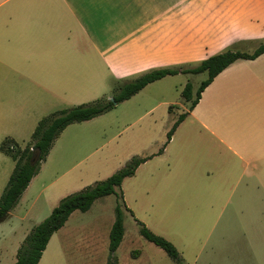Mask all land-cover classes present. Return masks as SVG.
Returning a JSON list of instances; mask_svg holds the SVG:
<instances>
[{
    "label": "crops",
    "instance_id": "obj_1",
    "mask_svg": "<svg viewBox=\"0 0 264 264\" xmlns=\"http://www.w3.org/2000/svg\"><path fill=\"white\" fill-rule=\"evenodd\" d=\"M260 44L264 0H0V124L113 94L155 68ZM167 152L157 186L186 191L177 203L193 208L186 214L201 207L200 219L214 224L256 222L224 211L264 204V52L211 80L152 157Z\"/></svg>",
    "mask_w": 264,
    "mask_h": 264
},
{
    "label": "rangeland",
    "instance_id": "obj_2",
    "mask_svg": "<svg viewBox=\"0 0 264 264\" xmlns=\"http://www.w3.org/2000/svg\"><path fill=\"white\" fill-rule=\"evenodd\" d=\"M206 78V72L171 75L101 115L68 125L53 141L40 170L11 209V216L0 222V264L15 260L26 234L62 197L107 178L132 156L161 153L167 144V132L189 109L190 101L181 95L185 83L191 82L194 93ZM111 95L104 97L110 99ZM68 107L62 105L40 116ZM37 121L34 117L1 123L0 142L10 136L20 147L25 146ZM169 162L168 152L148 159L123 180L116 193L96 199L87 211L74 210L52 234L39 264H106L120 193L127 209L123 208V237L113 252L116 264H178L140 235L135 218L172 242L183 264H264V204L238 211L236 207L225 209L224 215H232L235 210V215L256 217V222L250 223L204 221L201 211L208 208L201 207L186 214V209L193 208L177 205L185 199L186 191L170 193L157 186V176L167 171ZM13 167V159L0 153V196Z\"/></svg>",
    "mask_w": 264,
    "mask_h": 264
},
{
    "label": "trees",
    "instance_id": "obj_3",
    "mask_svg": "<svg viewBox=\"0 0 264 264\" xmlns=\"http://www.w3.org/2000/svg\"><path fill=\"white\" fill-rule=\"evenodd\" d=\"M262 52H264V44H260L251 53L229 48L201 60L192 67L173 66L155 68L119 86L111 95V99L103 96L90 102L58 109L43 116L34 127L31 140L23 147H20L14 139L6 137L0 143V150L13 159L14 167L0 196V217L4 216L16 205L32 177L39 171L40 164L45 160L53 141L67 125L89 120L105 113L114 108L117 103L139 92L147 84L167 75L206 72L207 78L199 84L194 93L191 82H186L181 91L184 100L190 101L189 111L198 102L202 90L226 66L237 59L255 58ZM171 107L172 105L169 106V110ZM188 111L180 114L173 123L167 132V141ZM149 157L132 156L121 168L107 178L95 181L78 191L62 197L57 205L53 207L50 214L33 226L25 236L17 248L16 260L12 264H38L52 234L64 225L74 210L87 211L96 199L116 193L122 181L126 177L132 176L136 168ZM123 208L127 209L123 196L120 193L115 205V219L109 233L110 256L106 264H116L113 252L120 244L124 233ZM135 221L139 225L141 236L165 251L178 264H183L182 258L172 242L152 232L138 219L135 218Z\"/></svg>",
    "mask_w": 264,
    "mask_h": 264
},
{
    "label": "water",
    "instance_id": "obj_4",
    "mask_svg": "<svg viewBox=\"0 0 264 264\" xmlns=\"http://www.w3.org/2000/svg\"><path fill=\"white\" fill-rule=\"evenodd\" d=\"M111 99V98H110Z\"/></svg>",
    "mask_w": 264,
    "mask_h": 264
}]
</instances>
